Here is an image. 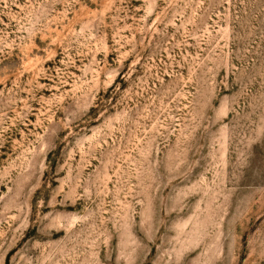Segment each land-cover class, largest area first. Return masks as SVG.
I'll return each mask as SVG.
<instances>
[{"label":"rangeland","instance_id":"1","mask_svg":"<svg viewBox=\"0 0 264 264\" xmlns=\"http://www.w3.org/2000/svg\"><path fill=\"white\" fill-rule=\"evenodd\" d=\"M0 264H264V0H0Z\"/></svg>","mask_w":264,"mask_h":264}]
</instances>
